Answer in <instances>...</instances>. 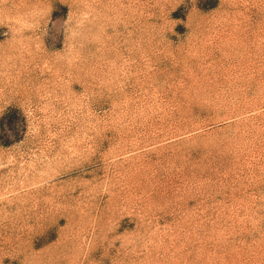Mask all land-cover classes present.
<instances>
[{
  "label": "rangeland",
  "instance_id": "obj_1",
  "mask_svg": "<svg viewBox=\"0 0 264 264\" xmlns=\"http://www.w3.org/2000/svg\"><path fill=\"white\" fill-rule=\"evenodd\" d=\"M0 264H264V0H0Z\"/></svg>",
  "mask_w": 264,
  "mask_h": 264
},
{
  "label": "bare ground",
  "instance_id": "obj_2",
  "mask_svg": "<svg viewBox=\"0 0 264 264\" xmlns=\"http://www.w3.org/2000/svg\"><path fill=\"white\" fill-rule=\"evenodd\" d=\"M225 57H226V56H225ZM218 58H220V57L218 56ZM207 59L210 61L209 58H207ZM214 59H215V57H214ZM214 59H213V60H214ZM220 59H221V58H220ZM220 59H219V60H220ZM223 59H224V58H223ZM227 59H228V58H227ZM233 59H234V57H233ZM211 60H212V59H211ZM217 60H218V59H217ZM209 61H208V62H209ZM223 61H224V60H223ZM230 61H231V60H230ZM211 62H213V61H211ZM216 62H217V61H216ZM216 62H215V64L217 65ZM218 62H219V61H218ZM220 62H221V61H220ZM239 62H240V60H239ZM222 63H223V62H222ZM209 64H210V63H209ZM211 65H212V64H211ZM213 65H214V64H213ZM220 65H221V63H220ZM225 65H226V64H225ZM222 67H223V66H222ZM215 68H217V67H215ZM218 68L221 69V67H219V66H218ZM218 68H217V69H218ZM225 68H226V67H225ZM211 70H212V69H211ZM221 70H222V69H221ZM207 71H208V70H207ZM222 71H223V70H222ZM212 72H214V71H212ZM219 72H220V71H219ZM223 72H224V71H223ZM225 72H226V71H225ZM215 73L217 74V72H215ZM221 73H222V72H221ZM225 74H226V73H225ZM210 75H211V74H210ZM221 75H222V74H221ZM201 77H202V76H201ZM219 77H220V76H219ZM225 77H226V76H225ZM227 77H228V76H227ZM202 78H203V77H202ZM212 78H213V77H212ZM212 78H211V79H212ZM223 78H224V77H222L221 80H224ZM229 78H230V77H229ZM229 78H228L227 80H229ZM206 79H207V78H206ZM213 80H214V78H213ZM211 81H212V80H211ZM224 81H226V80H224ZM230 81H231V80H230ZM230 81H229V82H230ZM204 82H205V80H204ZM215 82H216V78H215Z\"/></svg>",
  "mask_w": 264,
  "mask_h": 264
}]
</instances>
